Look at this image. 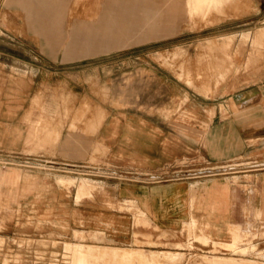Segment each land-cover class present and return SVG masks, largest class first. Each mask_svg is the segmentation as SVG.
<instances>
[{
  "label": "rangeland",
  "instance_id": "1",
  "mask_svg": "<svg viewBox=\"0 0 264 264\" xmlns=\"http://www.w3.org/2000/svg\"><path fill=\"white\" fill-rule=\"evenodd\" d=\"M177 1L172 0L168 2V5H173V2ZM224 2L226 1L223 0L222 4ZM227 2L224 5L220 3L221 9L218 6L220 10L214 7L209 11L181 12L184 15L173 17L168 23V30H171L174 21H176L175 28L177 21L183 22L184 27L167 37L143 41L81 60H72L67 65L60 64L62 50L57 53L56 58L50 56L48 49L44 57L39 55L41 51L30 36L38 38L41 33L22 35L14 41L27 42L31 49L30 52H27L24 46H18L13 42L14 45L4 44L8 40L0 41V72H5L6 63L10 73H24L23 70L26 67L22 64L39 63V66H42L44 63V69H41V72L45 74V82L41 83L43 97L41 96L37 102H34L35 108L29 115L31 120L23 123L24 128L28 131L31 128V134L35 139L43 132L46 125L50 131L59 129L61 133L54 144H51L45 136L46 138H41L42 142L35 148L26 151L18 149L17 154L18 152H29L33 155L27 156L28 158L22 161L15 159L16 161H11L10 165L4 169L18 168L23 173L44 176L47 181L46 189L55 191L56 197L58 196L62 202L75 201V192L78 193L81 178L92 179L95 182L83 180L84 183L94 186L83 195L76 193V201L90 197L85 200L99 199L111 203L114 201L112 198L114 195L110 192L113 186H116L115 183L131 181L133 175L135 176V170L116 166L108 160V151L98 142L97 131L89 128V121L97 109L105 110V108L109 111L112 109L114 112L138 113L149 118L151 115H159L162 119H167L176 132L188 137L190 150L189 158L165 165L158 172L166 176L153 177L152 181L167 178V172L180 169V167L189 169L186 174L190 182L212 178L231 180L232 187L236 188L232 201L234 220L231 223H237L243 225V228L255 231L258 237L253 241L257 235L255 232L239 233L240 230L234 229L232 236L237 239L235 243L203 240L202 233L208 237L212 236L204 228L202 220H198L194 215H191L189 221L177 230H162L157 226L153 228L146 213L134 206L131 200L127 202L129 205L127 209V206L120 208L121 199H116L115 202L118 205L114 206L112 203L108 205L129 211L130 219L127 230L128 234L133 233L134 238L133 242L127 241L124 245H120L107 237L105 228H108V225L105 228L89 226L84 220V212L78 209L61 211L64 216L73 219V223L68 218L55 219L52 210L42 211L36 207L28 212L14 210V215L16 213L14 217L15 219L17 217L16 222L19 224L16 226L13 223L6 227L3 222L12 219L13 210L4 208L0 210V229L6 228L5 234H12L14 248L18 243V245H23V249L15 248L12 252L5 250L3 254L9 255H5L7 259H2V256L0 259L2 264H86V251H90L89 254L95 258L116 256L119 253L109 248L81 243L73 244L72 242L142 248L147 254L151 251H164L151 254L148 262L157 260V263L159 261L175 263L184 259L180 264H198L199 262L200 264H220V260L239 264L240 259L244 258L250 259L246 264H264V237H261L264 231L260 234V231L264 229L255 220L247 217L251 206L248 204L249 208H246L244 205L246 199L241 190L243 186L240 185L244 183V177L241 175L250 172L252 168L263 166L254 167V163H251L254 158H247L245 153L236 156L234 160L225 156L214 160L208 155L207 147L196 144L202 143L204 133L206 135L207 130L218 123V120L212 121V117L214 116V105L220 102L219 91L227 85L229 76L225 79L223 71H220V68L228 65L224 60L227 61L228 56L231 57V54L235 52L233 51L235 42L248 41L251 35L249 31L264 26V18L260 17L264 10V0H227ZM65 4L67 19L62 29L68 31L72 15L88 18L85 13L91 3L88 0H66ZM22 21L28 29H38L27 18L23 17ZM225 41H229L228 44H224ZM35 57L38 61L34 60ZM52 72L60 75V82L52 81ZM188 76L192 77L198 86H204L206 91H199L196 87L189 85ZM219 79L224 81L218 83L219 86L216 87ZM0 85H3V82H0ZM184 96L188 98L184 103L186 107H189L191 111L195 109V112L201 107L210 121L205 120L206 122L200 123L197 121L196 114L183 112L184 108L180 110V107L184 105L181 104ZM52 101L58 102V108L54 113L48 109ZM86 102L88 105L85 104ZM220 108L223 109V106L220 105ZM226 116L223 115L221 119ZM181 119L188 123V128L181 129L176 125ZM70 123L74 125L72 129L69 128ZM69 133L72 134L71 141L68 146L63 147L62 144ZM254 148H260V146ZM40 152H44L45 159L51 162L40 161L39 159H44L36 155ZM59 176L72 177V181L59 183L56 181ZM232 176L233 179H231ZM204 188L205 186L203 192ZM195 190L199 197L202 196L198 192V182L191 183L190 193ZM203 203L199 202L198 205L205 210ZM193 205L194 203L190 202V206ZM207 214L208 212H206V222L210 223ZM20 218H23L22 222ZM227 226L228 223L226 228ZM95 230L102 232L103 239L95 238ZM222 239H227V237H222ZM65 242L70 245L72 251L65 249ZM211 245L229 249L236 247L238 248L235 250L237 255H230L233 252L223 247H219L212 254ZM99 249L108 250L109 255H95ZM127 250L120 251V259L126 261L136 257V251L130 250L131 254H128ZM165 250L178 252H165ZM179 252L184 253L183 257ZM169 253L180 254V257L171 261V258L167 257V259L164 256H168ZM214 256L238 259H219ZM144 260L145 257L141 258L142 262ZM100 264H103L102 261Z\"/></svg>",
  "mask_w": 264,
  "mask_h": 264
},
{
  "label": "crops",
  "instance_id": "2",
  "mask_svg": "<svg viewBox=\"0 0 264 264\" xmlns=\"http://www.w3.org/2000/svg\"><path fill=\"white\" fill-rule=\"evenodd\" d=\"M88 1L91 3L85 13L88 18L72 15V21H69L70 29L65 31L62 27L67 19L66 0H0V41L8 40L4 44L15 43L18 46H24L27 52H30L31 49L27 42L14 41L21 38L22 35L41 33L38 38L30 36L41 51L39 55L44 57L48 49L50 56L56 58L57 53L62 50L60 64L67 65L72 60H81L143 41L167 37L184 27L183 22L177 21L175 28L176 21H174L170 28L172 32L170 33L168 30V23L172 21L173 17L184 15L181 12L212 9L206 10L203 0H178L173 2V5H168V2H172V0ZM23 17L38 29H28L22 24ZM260 17L264 18V10ZM249 33L251 35L248 41L235 42L233 47L235 52L231 54V57L227 55V61L224 60L228 65L220 68L225 79L229 76L227 85L219 91L220 102L214 105L212 121L218 120V123L210 127L206 135L204 133L202 143L196 144L207 147L208 155L214 160H218L220 156L234 160L236 156L245 153L247 158H254L251 161L254 163V167L263 166L252 168L250 172L241 175L244 177V183L240 185L243 186L241 190H243L242 194L246 199L244 205L246 208H249L248 204L251 206L247 217L255 220L264 229V26L249 31ZM228 42L225 41L224 44H228ZM34 60L38 61L37 57ZM22 66L26 67L23 70L24 73H10L7 70V63L4 68L5 72H0V82H3V85H0V210L4 208L13 210L11 212L12 219L3 222L6 227L13 223L16 226L19 224L16 222L17 217L16 219L14 217L16 215V213L14 215V210L28 212L34 207L42 211L52 210L55 219L58 217L61 219L68 218L61 211L78 209L84 212V220L89 226L105 228L108 225V228H105L107 237L115 243L124 245L127 241L133 242L134 239L133 233L128 234L127 230L130 219L129 211L108 205L112 203L116 206L118 203L115 200L121 199L119 201L120 208L127 206L128 209L127 202L131 200L134 206L146 213L153 228L157 226L162 230H177L189 221L191 215H194L198 220H202L204 228L212 236L208 237L202 233L203 240L210 239L231 244L237 240L235 236H232L234 229L240 230L239 233L255 232L243 228V225L231 223L234 220L232 201L236 189L232 187L231 180L212 178L205 181H192L198 182V192L202 194L200 196L202 198L199 197L196 190L190 193L192 182L188 181L186 174L189 169L180 167V169L170 170L169 173L167 172V178L152 181L153 177L166 176L158 172L165 165L189 158L190 150L188 137L183 133L176 132L170 122L167 119H162L159 115H151L149 118L138 113L114 112L112 109L109 111L105 108L106 111L97 109L89 121V128L92 131H97L98 142L108 151V160L116 166L135 170V176L133 175L131 181L115 183L116 186H113L110 192L114 195L112 197L114 201L111 203L99 199L85 200L90 197L76 201L77 191L74 202H62L58 196L56 197L55 191L46 189L47 181L44 176L23 173L18 168L4 169L15 159L22 161L28 158L27 156L33 155L29 152H18L17 154L18 149L26 151L35 148L42 142L41 138H46L45 136L48 137L51 144H54L61 135L59 129L50 131L46 125L43 132L35 139L30 136L32 135L31 128L29 131L24 128L23 123L26 120H31L29 115L35 108L34 102H37L41 96L43 97L41 83L45 82V74L41 72V69H44V63L42 66H39V63L35 65L33 63L22 64ZM51 79L54 83L61 81L60 75L56 72H52ZM222 81L224 80L219 79L216 87ZM187 82L199 91H206L204 86H198L190 76H188ZM187 99V96H184L181 104H184ZM57 103L52 101V104L48 106L49 111L56 112ZM85 104L88 105L87 102ZM185 105L181 106L180 110L184 108L183 112L196 114L197 121L200 123L206 122L205 120L210 121L201 107L195 112V109L191 111ZM220 105L223 106V109L220 108ZM223 115L227 116L221 119ZM187 124L183 119L176 123L181 129L188 128ZM73 127L74 125L70 123L69 128ZM71 138L72 134L69 133L62 146H68ZM255 146H260V148H254ZM248 153L250 155H247ZM36 155L44 158L39 159L40 161L51 162V160L45 159L44 152ZM81 179V183L78 185V195L85 194L94 186L84 183L83 180L95 182L88 178ZM56 181L59 183L68 182L72 181V177L59 176ZM190 202L194 203L192 207ZM199 202H204L205 210L198 205ZM253 210L254 212H252ZM205 211L208 212L207 217L210 218V223L206 222ZM131 218L133 219L132 216ZM68 220H72L73 223V219L68 218ZM20 221L22 222L23 218H20ZM6 230V228L0 229V259L2 256V259H7L5 255L9 254H3L5 250L12 252L15 248L23 249V245H18V243H16L17 247L12 246L14 244L12 234H5ZM263 231H260V234ZM101 233L95 230V238L101 236ZM256 234L253 241L258 237V233ZM222 237H227V239H222ZM261 237L264 235L261 234ZM72 243L109 248L119 252L116 256L95 258L89 254L90 251H86V264H100L101 261L103 264H180L184 260L175 263L165 261L157 263V260L148 262L151 254L164 251H151L150 254H147L146 250L142 248L98 243ZM8 247L9 249H7ZM219 247L223 246L214 247L211 245V253H215ZM223 248L233 252L230 255H237L235 250L238 248ZM65 249L72 251L67 242H65ZM124 249L136 251V257L126 261L120 259V251ZM168 251L178 252L165 250V252ZM179 253L183 257L184 253ZM95 255L108 256L109 251L99 249ZM143 257L145 260L142 262L141 258ZM214 258L238 259L219 256H214ZM249 260L241 258L239 264H243V262L246 264ZM224 262L226 261H219L220 264H224ZM228 263L237 264L232 261Z\"/></svg>",
  "mask_w": 264,
  "mask_h": 264
},
{
  "label": "bare ground",
  "instance_id": "3",
  "mask_svg": "<svg viewBox=\"0 0 264 264\" xmlns=\"http://www.w3.org/2000/svg\"><path fill=\"white\" fill-rule=\"evenodd\" d=\"M222 1L223 0H203V2H204V6H205V8H206V10L207 9H209V8H217V9H219V7L218 6H220V3H221V5H224V3H226L227 2V0H225L226 2H224L223 4H222ZM229 2V1H228ZM227 2V3H228ZM225 6H226V4H225ZM224 7V6H223ZM216 9V10H217ZM220 9H221V6H220ZM219 9V10H220ZM32 132V131H31ZM30 132V133H31ZM30 136H32V135H30ZM96 239H101V236L99 235V236H97L96 237ZM103 239V238H102ZM126 253H128V254H131V251L130 250H127L126 251ZM165 257H169V259L171 258V261H172V259L174 260V258H176V257H180V254H177V253H173V254H171V253H169V255L168 256H166V255H164ZM168 259V258H167ZM175 260H177V258L175 259ZM229 264L228 263V261H226V262H224V264ZM231 263V262H230ZM223 264V263H222Z\"/></svg>",
  "mask_w": 264,
  "mask_h": 264
}]
</instances>
